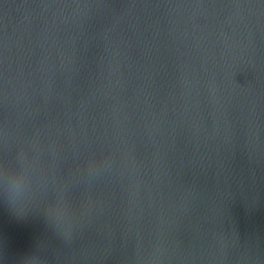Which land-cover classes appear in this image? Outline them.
<instances>
[{
  "label": "water",
  "instance_id": "1",
  "mask_svg": "<svg viewBox=\"0 0 264 264\" xmlns=\"http://www.w3.org/2000/svg\"><path fill=\"white\" fill-rule=\"evenodd\" d=\"M0 264H264V0H0Z\"/></svg>",
  "mask_w": 264,
  "mask_h": 264
}]
</instances>
